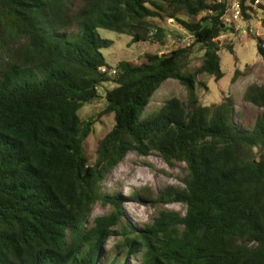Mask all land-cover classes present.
<instances>
[{
    "label": "trees",
    "instance_id": "trees-1",
    "mask_svg": "<svg viewBox=\"0 0 264 264\" xmlns=\"http://www.w3.org/2000/svg\"><path fill=\"white\" fill-rule=\"evenodd\" d=\"M82 1L0 0V264H264V84L243 94L260 108L251 129L235 119L233 96L211 105L199 96L208 89L201 75L224 76L220 51L235 53L219 39L236 30L225 19L228 0ZM242 15H259L264 28V1L243 0ZM166 19L190 44L140 63L107 62L103 48L113 40L98 29L163 45ZM169 79L186 88L187 101L171 97L145 115ZM101 98L98 114L83 120L80 109ZM107 114L114 125L91 161L86 139ZM130 152L184 164V185L156 198L132 192L139 203L152 199L151 223L130 221L126 198L104 187ZM97 203L112 208L92 217ZM170 203L184 204L185 214Z\"/></svg>",
    "mask_w": 264,
    "mask_h": 264
},
{
    "label": "rangeland",
    "instance_id": "rangeland-1",
    "mask_svg": "<svg viewBox=\"0 0 264 264\" xmlns=\"http://www.w3.org/2000/svg\"><path fill=\"white\" fill-rule=\"evenodd\" d=\"M264 1V0H262ZM74 7L82 5V0H73ZM260 16L246 21L240 20L235 25L236 30L220 36L223 43H231L235 53L229 52L226 48L220 51L222 70L224 76L220 80H215L209 75H201L200 79L205 81L208 89L199 91L200 100L203 104L211 105L221 102L224 96L231 95L236 101L235 119L246 128H253L260 112V108L254 104L245 101L243 94L246 87L251 83L264 84V60L258 51L257 36L264 39V28L259 20ZM228 24H231L227 16ZM162 25L169 30L165 44L158 42H132V37L128 34H118L113 30L98 29L102 37L112 39L113 44L110 47L103 48L107 62L116 65L121 60H130L140 63L147 53L161 54L169 50L190 44L192 41L188 32L178 25L174 19L161 21ZM77 27L73 25L69 31L73 32ZM202 51L195 56L194 65L200 63ZM243 71L236 81L233 75L236 69ZM178 97L187 101L188 92L186 88L177 80H166L154 94L152 101L147 107L145 115L153 114L164 102L171 98ZM104 105L103 98L91 103H86L80 109L81 118L88 119L96 116ZM114 125L113 115L107 114L99 118L94 125L93 132L87 137L85 145L86 152L91 161H94L96 149L100 140L108 133ZM184 175V164L176 163L171 166L161 156L153 154L143 157L135 152H130L114 169L109 173L105 181V190L109 193L117 192L126 198L123 200V208L128 218L133 223L144 224L151 223L156 212V207L148 199L146 204L136 201L132 197L134 190L140 191L141 196L156 198V195L163 191L169 185H184L180 178ZM164 204H159L158 208ZM169 209L185 214L186 206L181 203H170L164 205ZM111 205L104 206L97 203L93 209L92 217L110 211ZM115 237L109 239L108 245H111ZM131 263V262H130ZM132 264H135L133 262Z\"/></svg>",
    "mask_w": 264,
    "mask_h": 264
},
{
    "label": "built area",
    "instance_id": "built-area-1",
    "mask_svg": "<svg viewBox=\"0 0 264 264\" xmlns=\"http://www.w3.org/2000/svg\"><path fill=\"white\" fill-rule=\"evenodd\" d=\"M242 1L243 0H228V7H227V12H226V18H225L226 21H228L227 16L229 17L231 23L235 22L236 25H237V22H239L240 20H243ZM245 1L249 4H252L253 6L261 2V0H245ZM100 69L105 71L107 68L105 66H102ZM108 70L112 74L115 73V71L112 68Z\"/></svg>",
    "mask_w": 264,
    "mask_h": 264
}]
</instances>
